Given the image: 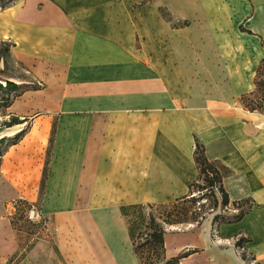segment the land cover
Returning <instances> with one entry per match:
<instances>
[{"label":"crops","instance_id":"1","mask_svg":"<svg viewBox=\"0 0 264 264\" xmlns=\"http://www.w3.org/2000/svg\"><path fill=\"white\" fill-rule=\"evenodd\" d=\"M0 41L41 85L7 108L23 122L0 126L24 130L1 158L0 207L37 202L58 262L138 264L120 207L186 195L198 141L227 168L230 205L250 207L165 228L166 258L248 264L243 239L264 264V112L241 103L264 59V0H14Z\"/></svg>","mask_w":264,"mask_h":264},{"label":"trees","instance_id":"2","mask_svg":"<svg viewBox=\"0 0 264 264\" xmlns=\"http://www.w3.org/2000/svg\"><path fill=\"white\" fill-rule=\"evenodd\" d=\"M11 4L2 6L1 9H4L10 6ZM165 15L166 14L164 13V16ZM0 45H1L0 52L3 54L6 53L7 55H8V48L14 46V44L10 41H0ZM22 68L26 72V69L23 66ZM2 71H0V73H2ZM254 84L256 86L255 93L244 97L241 103L247 110H250V111L259 110L261 112H264V105L261 103H257V101L254 99L255 98L254 96L256 94L258 95L261 93L262 95H264V59H262V61L260 62L258 66L257 73L254 78ZM39 88H41V85H39L37 82L30 80V79L28 80V82L26 79L24 83H17V82L11 81L9 78L5 79L4 85L0 82V92L2 93V97H0V108H8L12 104V102L18 96L22 95L24 92L28 90H37ZM255 102L257 104H254ZM8 118L9 119L2 121L0 123V126L11 127L13 125L23 122V120H20L18 117L14 115H9ZM23 135H24V130L15 134L11 138H1L0 139V163H1V158L3 154L5 153V151L8 149V147H10L13 144H16L22 138ZM194 162L198 170V176L196 180L193 181L189 185L188 193L186 195L176 199L175 201L171 203H167V204H159V205L133 204V205H127V206L120 207L121 214L126 219L128 235L131 241L133 253L135 254L138 260V264H180L179 261H180V258H182V255L171 257V258H166L165 256L164 225L165 224L178 225V224H184V223H193L199 226L201 222L206 219L205 214L200 215L196 211H193L195 214V217L193 218V220H189L187 219V217L184 219H179V218L172 219L171 217L175 218L177 217V215H179V212L177 211L175 212V214L168 213L166 215V220H163L162 222H158V220H156V218L153 215H150L148 218V221L145 222V225H143L142 223L145 220L140 215L146 206L147 207L161 206L164 208L172 207L174 209L175 207L178 206L179 203L181 202L185 203L189 201V202H192L193 205L195 203H198L199 204L198 209L202 210L204 209L205 205L199 203V201L202 199L208 198V199H211L212 208L214 209L219 208V210H224V209H235L236 210L235 215H230L228 217H224L218 214L214 215L212 218V222L214 226H217L221 222L238 220L244 215V213L248 211L250 207L248 201H238L230 205L227 193L225 192L222 186V178L225 174H227L228 170L226 167H224L222 164H220L217 161H209L204 154L203 145L199 143L198 141L195 142ZM200 180L204 181V185H202L201 187L198 185V182ZM194 187H199L198 191L200 195L198 198L193 196ZM28 204L30 203L26 200L17 199L16 208L17 209L19 208L22 210V208L24 206H27ZM192 209L194 208L192 207ZM185 211L187 210H184V212H180V215L181 216L187 215ZM133 213H137L140 220L136 219L137 217L132 218ZM136 239H140L142 241L138 243ZM242 243H243V239H238L235 242V246L237 248H242L243 247ZM146 251H148V257L145 258L144 253ZM149 254H154L156 256V261L158 260V262L150 261ZM240 257L246 263H249L250 260H255L254 257L248 255L245 251H242L240 253Z\"/></svg>","mask_w":264,"mask_h":264},{"label":"rangeland","instance_id":"3","mask_svg":"<svg viewBox=\"0 0 264 264\" xmlns=\"http://www.w3.org/2000/svg\"><path fill=\"white\" fill-rule=\"evenodd\" d=\"M12 2L13 0H0V9L2 6L9 5ZM239 29L241 31H248L242 24L239 26ZM20 64L24 67V65L19 62L13 55L12 47L8 48V55L6 53L3 54L0 52V65H2L0 71L3 70L2 73H0V81L5 83V79L7 78L17 83H24L26 79L27 82L29 79L33 80L32 77L23 70ZM263 96L264 95H262L261 93L258 95L256 94L254 96V99L257 101V103H261L264 105ZM0 97H2L1 92ZM257 103L255 102L254 104ZM6 119H9L7 116V108H0V123ZM198 185L201 187L202 185H204V181L200 180L198 182ZM198 189L199 187L193 188V196L197 198L200 195ZM16 199L17 198H14L8 202L5 201L4 204L0 207V264H22V262H24L23 264H61L56 260L54 256L49 254V252L47 251L50 245L53 246L54 241V230L52 224L48 223L47 226H43L42 224L28 221L24 217L21 209H13L12 201ZM181 203H179L178 206L174 209L172 207L164 208L161 206H146L140 215L145 220L142 224L145 225V222L148 221L150 215H153L156 220H158V222H162L163 220H166V215L168 213L175 214V212L177 211L179 212V215H177V217L175 218L171 217L172 219H184L187 217V219L193 220V218L195 217L193 211H196L200 215L205 214L206 218L213 217L216 214L228 217L233 213V210L229 209L219 210V208H212L211 199L208 198L199 201V203L205 205L204 209L202 210L198 209V203H195L194 205L189 201L185 203L183 202L182 204ZM35 204L38 205L37 202ZM192 207L194 209H192ZM184 210H187L185 211L187 215L181 216L180 212H184ZM135 217H137L136 219L140 220L137 213L132 214V218ZM48 220L49 219H47V221ZM188 224L191 223H184L180 225L178 224L177 228L183 229ZM170 226L175 227L176 225L165 224L164 229H169ZM216 237L217 231H214L213 228L212 238L215 239ZM136 241L140 243L142 240L136 239ZM28 253L29 255L27 257V260H23ZM149 255L150 261L158 262V260L156 261V256L154 254ZM144 257H148V251L144 253ZM129 258L130 264H133V255H131ZM251 261L252 260H250L249 262L251 263ZM255 264L257 263L255 262Z\"/></svg>","mask_w":264,"mask_h":264},{"label":"built area","instance_id":"4","mask_svg":"<svg viewBox=\"0 0 264 264\" xmlns=\"http://www.w3.org/2000/svg\"><path fill=\"white\" fill-rule=\"evenodd\" d=\"M0 82L3 85L5 84L2 81H0ZM16 202H17V199L12 201V205H13L14 210L16 209V206H17ZM21 211L24 214V217L30 222L42 224L43 226H47V224L49 223V221H47V219L41 213L38 205H36L35 203H30L29 205L24 206ZM214 231H216L215 227H214ZM236 249L238 250V253H241L243 251L242 248L236 247ZM250 264H255V260H252Z\"/></svg>","mask_w":264,"mask_h":264}]
</instances>
